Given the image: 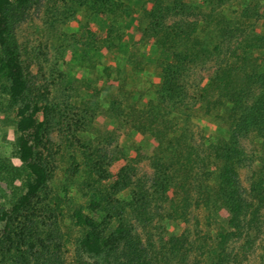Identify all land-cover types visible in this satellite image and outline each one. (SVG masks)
Listing matches in <instances>:
<instances>
[{
    "label": "rangeland",
    "instance_id": "obj_1",
    "mask_svg": "<svg viewBox=\"0 0 264 264\" xmlns=\"http://www.w3.org/2000/svg\"><path fill=\"white\" fill-rule=\"evenodd\" d=\"M81 1L41 0L10 39L26 89L14 103L11 83L0 74V228L15 216V205L28 190L29 173L18 153L19 122L32 118L31 143L48 176L36 211L45 208L42 213L52 225L48 206L53 209L62 264L97 263L83 251L85 230L73 216L80 208L92 214L96 191L108 189L123 169L132 186L119 197L132 204L140 200L139 213L128 217L146 243L158 250L163 239L182 236L188 227L198 247H213L219 222L227 226L221 218L227 213L206 200L218 175L213 147L228 138V130L225 112L218 116L208 111L200 93L215 76L217 60L228 52L220 27L239 25L250 31L256 26L264 35V0H228L215 12L202 0H180L184 12L170 10L167 26L187 23L197 31L173 48L156 43L145 11L149 0H111L112 11L105 16ZM253 53L264 59V47ZM180 61L182 90L174 96L164 89L166 70ZM160 130L163 147L154 134ZM240 142V182L253 203V228L249 237L245 232L228 245L233 257L228 264H264V144L255 135ZM174 147L188 157L182 160L193 173L188 184L197 189L187 224L172 218L169 203L156 193L159 169L174 165ZM6 164L14 173L1 172ZM161 264L177 263L171 259Z\"/></svg>",
    "mask_w": 264,
    "mask_h": 264
},
{
    "label": "trees",
    "instance_id": "obj_2",
    "mask_svg": "<svg viewBox=\"0 0 264 264\" xmlns=\"http://www.w3.org/2000/svg\"><path fill=\"white\" fill-rule=\"evenodd\" d=\"M40 1L0 0V74L11 83L9 94L14 103L25 92L26 81L23 69L10 46V39L19 25L27 19V11L32 6L39 5ZM202 1L215 12L228 0ZM81 3L89 4L98 16H105L108 11H112L111 0H82ZM185 7L180 0H149L145 11L146 16L151 19L150 26L154 27L156 43L164 48H173L193 39V34L197 31L193 24L167 26L170 10L181 14ZM258 16L261 20L262 17ZM220 32L228 52L217 60V72L202 88L200 96L208 111H217L218 116L223 111L227 120L228 138L221 139L213 147L214 160L219 164L218 175L214 180L211 198L208 196L206 200L214 208L225 210L227 215H221V218L227 220V226L219 222L220 228L213 240V247H207L208 250L196 245L188 227L182 236L163 239L162 247L156 250L154 243L150 245L141 238L128 217L132 212L139 213L140 200L132 204L119 197L132 186V179L123 169L108 189L100 193L96 191L90 206L92 214H86L82 208L74 213L75 223L85 230L81 241L83 251L97 261L79 264H161L162 261L169 262L171 259L177 264H228L233 259L227 252L228 245L234 239L239 240L238 237H242L245 232L250 236L253 228V203H250L241 188L240 168L244 159L240 140L255 135L264 144V59L253 53L264 47V35L256 26L248 31L241 30L239 25L234 28L223 25ZM182 65L180 61L178 65H170L166 70L164 89L174 96L181 94ZM35 126L32 118L19 122L21 135L18 153L23 167L29 173L26 185L28 190L16 203L13 211L15 216L10 217L4 229L0 228V264H62L58 254L61 247L55 235L56 230L52 227L57 228L58 221L53 222L50 217L53 209L48 206V222L52 225H47L46 215L42 213L45 208L36 211L35 206L48 179L45 168L37 161L31 143ZM154 134L159 146L163 147L162 137L165 134L161 130ZM168 142L172 143V140ZM173 149L174 165L164 170L159 169V176L155 181L156 193L164 203H169L172 218L187 224L193 206V192L197 189L188 184V181L192 182L193 173L189 168L190 164L182 161L188 157L181 149ZM189 162L193 161L190 159ZM1 167L4 175L14 173L12 165ZM257 185L256 180L254 190L258 188ZM199 186L200 191L203 188L202 185ZM257 195L261 196V193ZM135 205L137 206L134 207ZM115 223L117 227L113 228ZM234 260L239 262L241 256L236 254Z\"/></svg>",
    "mask_w": 264,
    "mask_h": 264
}]
</instances>
